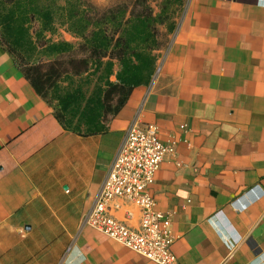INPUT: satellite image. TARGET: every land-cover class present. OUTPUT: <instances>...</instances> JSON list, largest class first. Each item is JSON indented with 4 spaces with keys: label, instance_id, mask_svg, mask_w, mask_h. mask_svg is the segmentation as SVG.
Segmentation results:
<instances>
[{
    "label": "crops",
    "instance_id": "crops-1",
    "mask_svg": "<svg viewBox=\"0 0 264 264\" xmlns=\"http://www.w3.org/2000/svg\"><path fill=\"white\" fill-rule=\"evenodd\" d=\"M176 25L152 81L90 135L63 127L0 46V264H157L83 223L135 121L174 144L149 191L179 262L264 264V0H186Z\"/></svg>",
    "mask_w": 264,
    "mask_h": 264
},
{
    "label": "trees",
    "instance_id": "trees-1",
    "mask_svg": "<svg viewBox=\"0 0 264 264\" xmlns=\"http://www.w3.org/2000/svg\"><path fill=\"white\" fill-rule=\"evenodd\" d=\"M183 3L163 0L155 11L147 0L103 10L85 0H0V46L63 127L83 135L100 133L132 91L152 81L164 45L160 27L168 33L176 29V6ZM57 16L77 44L46 38ZM38 53L43 57L37 59Z\"/></svg>",
    "mask_w": 264,
    "mask_h": 264
},
{
    "label": "built area",
    "instance_id": "built-area-1",
    "mask_svg": "<svg viewBox=\"0 0 264 264\" xmlns=\"http://www.w3.org/2000/svg\"><path fill=\"white\" fill-rule=\"evenodd\" d=\"M182 128L186 130L187 126L183 124ZM173 152L174 144L159 140L158 125L133 122L83 223L157 264H181L171 249L176 238L171 214L156 210L155 198L149 191L164 157ZM125 200L141 210L138 226L114 214Z\"/></svg>",
    "mask_w": 264,
    "mask_h": 264
},
{
    "label": "rangeland",
    "instance_id": "rangeland-1",
    "mask_svg": "<svg viewBox=\"0 0 264 264\" xmlns=\"http://www.w3.org/2000/svg\"><path fill=\"white\" fill-rule=\"evenodd\" d=\"M85 1H88L90 4L94 5L98 9L103 10V8L119 5V3H122V2L132 3L135 0H85ZM147 1L150 4V6L153 9H155V11H160V6H161L163 0H147ZM59 2L61 4H65L66 0H59ZM183 2H184L183 6L181 5L182 7L176 6V8H178V10H179V12L176 15V18L181 14V12L184 9V5H185L186 0H183ZM37 27H38V24L33 25L34 30H36ZM52 28H53L52 31L45 33L46 38L49 39L50 41L66 40L69 42L72 41L73 43L77 44L79 39L71 31H69V28H67V26H65L62 23L60 16H57ZM160 29H161V39H162V42H164V45L162 48L164 49L169 44L170 38H168L167 35L170 33H168L165 26H161ZM35 57L38 59V58L43 57V56L41 53H38L37 56H35Z\"/></svg>",
    "mask_w": 264,
    "mask_h": 264
}]
</instances>
